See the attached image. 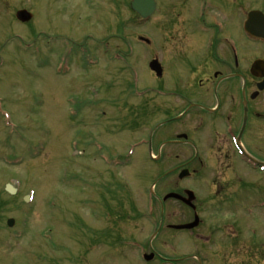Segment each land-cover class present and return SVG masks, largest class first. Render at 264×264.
Returning a JSON list of instances; mask_svg holds the SVG:
<instances>
[{"label": "flooded vegetation", "instance_id": "1", "mask_svg": "<svg viewBox=\"0 0 264 264\" xmlns=\"http://www.w3.org/2000/svg\"><path fill=\"white\" fill-rule=\"evenodd\" d=\"M157 14L155 58L160 74L154 87L137 93L142 97L139 102L131 101V72H136L132 38L122 35L129 25L108 24L103 39L93 36L99 25L88 24V29L76 25L61 42L63 48H71L70 65L81 63L82 69L90 63L95 67L96 43L107 46L97 65L100 60L109 67L108 62L118 60L119 65L83 74L90 77L81 82L87 101H81V107L88 103L101 109L96 113L109 133L146 134V125L154 118L156 125L137 148L155 152V165L168 166L164 173L178 176L188 171L189 185L178 181L172 192L191 191L194 197L187 206L162 203L154 196L163 213L161 229L150 240L140 230L139 237L131 236L123 224L103 237L93 230L87 249L98 254L101 240L112 252L117 248L124 254L127 245L139 248L133 263L129 254L123 255L128 264H259L256 231L243 229L242 217L233 211L252 198L244 200V191L264 185V41L251 38L244 29V0H157ZM253 199L258 209L264 205V197L257 194ZM171 202L183 212L179 224L166 222L178 216L169 212ZM94 207L99 216L100 210L113 215L98 200ZM192 222L193 229L170 228ZM149 247L151 259L140 260L141 251Z\"/></svg>", "mask_w": 264, "mask_h": 264}, {"label": "rangeland", "instance_id": "2", "mask_svg": "<svg viewBox=\"0 0 264 264\" xmlns=\"http://www.w3.org/2000/svg\"><path fill=\"white\" fill-rule=\"evenodd\" d=\"M118 1L116 8L106 0H0V264H84L80 255L92 239L84 232L85 228L101 233L110 230L111 218L93 217V212L96 198H105V193L97 187L113 181L127 186L137 213H131V220L126 223L131 235L139 237L140 230L149 239L158 227L160 209L156 200L150 199V189L168 166L165 169L156 166L144 148L109 160L115 148L119 155L125 153L121 151L129 145L134 147L145 132L109 133L101 116L93 115L92 119L91 109L81 107V101L87 102L81 82L90 77L83 74L93 67L82 69L80 63L70 75L59 72L65 53L61 36L71 28L77 25L88 29V24L103 26L104 30L98 27L97 33L103 39L107 37L108 24L121 27L127 24L130 29L122 35L132 38V62L141 81L138 88L142 91V86H151L152 83H147L151 73L146 62L156 56L158 14L141 21L128 10V0ZM72 2L77 4L76 9H71L76 6ZM22 9L33 15L27 25L15 20V13ZM253 9L264 11V0H244V19ZM138 36L150 40L149 50L139 43ZM108 63L110 67L100 62V71L105 66L114 69L119 65ZM131 101L139 102L133 98ZM98 110L101 109L94 108V112ZM155 121L149 120L146 126ZM96 145L101 148L99 158ZM106 155L110 167L101 158ZM177 182L174 174L156 184L155 196L162 199L176 189ZM188 182L182 186L189 185ZM7 184L17 187L14 196L5 192ZM116 190L121 194V189ZM263 190V184H256L250 191H244V200L253 196L246 204L242 202L244 209L238 212L243 229L255 230L261 246H264V209L253 210V197L257 194L258 198L264 197ZM29 194L33 195V202L31 199L26 205L23 197ZM108 203L112 205L110 199ZM169 205V212L178 216L167 220V224H179L181 208L172 202ZM10 218L15 221L11 229L6 226ZM245 238L249 239L250 235L246 234ZM128 249L132 253L125 250L124 254L128 253L133 263L139 250ZM98 250V254L92 251L84 254L92 258V264H97L96 260L98 264H128L122 252H112L105 246ZM259 253V264H264V247H260Z\"/></svg>", "mask_w": 264, "mask_h": 264}, {"label": "water", "instance_id": "3", "mask_svg": "<svg viewBox=\"0 0 264 264\" xmlns=\"http://www.w3.org/2000/svg\"><path fill=\"white\" fill-rule=\"evenodd\" d=\"M131 9L132 11L137 13L141 18L146 19L150 17L155 11V1L154 0H131ZM31 18H32V15L25 10L19 11L16 14V19L22 23H26V21L29 22ZM244 24H246L245 29L246 31L249 32L250 36L252 35L255 38H261L264 40V15L261 12H258V11L250 12ZM256 24L260 25V27L256 28ZM149 68L151 71L155 72L156 75L159 74V67H158L156 60H153L152 62H150ZM186 175H187V172L184 171L180 173L179 178L183 179L186 177ZM7 192L9 194H14V190L11 187L7 188ZM188 195H189V199L185 200L178 194H167L164 200L173 198V199H176L177 201L179 200L187 205H190L189 203H191L193 196L189 193ZM6 223L8 227H13L14 225V221L12 219H9ZM195 226H196V222L189 224V225L178 226L174 228L175 229H191Z\"/></svg>", "mask_w": 264, "mask_h": 264}]
</instances>
